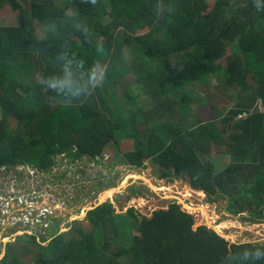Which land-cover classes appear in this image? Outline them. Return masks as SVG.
Listing matches in <instances>:
<instances>
[{
  "label": "trees",
  "instance_id": "1",
  "mask_svg": "<svg viewBox=\"0 0 264 264\" xmlns=\"http://www.w3.org/2000/svg\"><path fill=\"white\" fill-rule=\"evenodd\" d=\"M61 2L32 3L30 22L45 28V42L28 24L4 26L0 21V167L7 171L20 165L45 174L59 155L71 162H100L117 147L122 131L134 140L133 150L116 152L123 165L141 169L149 160L161 178L186 177L209 202L227 198L232 215L249 212L262 219L264 11H257L254 0H215L212 5L209 0ZM8 5L19 7L16 0H0V12ZM77 22L89 27V42L76 31ZM126 52L134 55L132 63L126 62ZM200 52L202 59H197ZM60 55L73 61L77 73L79 60L84 70L100 65L104 84L71 103L46 92L39 81L63 75ZM119 69L126 72L123 78L133 74L134 83L152 93V111L139 106L131 89L118 96L123 79L117 76ZM220 72L228 75L226 85L248 95L249 101L210 124L187 122L193 111L186 87ZM213 149L230 158L221 172L208 159ZM139 193L131 190L133 196ZM127 214L137 234L126 247L110 242L116 215L109 201L86 212L87 226L75 220L47 245L38 243L36 235L16 237L35 243L33 264H264V258H242L245 248L264 250V244H229L207 226L194 227L193 217L178 203L149 217L132 208ZM27 243L22 248L9 244L0 264H26L21 255L31 253Z\"/></svg>",
  "mask_w": 264,
  "mask_h": 264
},
{
  "label": "rangeland",
  "instance_id": "2",
  "mask_svg": "<svg viewBox=\"0 0 264 264\" xmlns=\"http://www.w3.org/2000/svg\"><path fill=\"white\" fill-rule=\"evenodd\" d=\"M35 1L16 0L19 7L6 6L0 12V21L4 26H18L20 22L28 24L34 29L37 39L45 42L48 39L45 28L35 20L30 22L32 3ZM51 1L56 6L62 4L61 0ZM214 1L209 0V3L212 5ZM97 40L100 43L104 42L103 38H97ZM228 53H232V49H229ZM196 57L202 59L201 52ZM133 58L132 53H125L127 63H132ZM175 63H181V61L176 60ZM134 65L139 69V66H136L135 63ZM125 74L126 72L120 69L117 71V76L120 79ZM134 78L133 74H127L122 79L121 91L118 92V96H126L128 90L131 89V94L139 96V106L145 107L144 109L148 113L149 109L151 111L154 109L153 95L148 91H143L141 84L134 83ZM227 79L228 75L225 72H220L210 75L203 83L186 87V94L192 101L189 103V108L193 111V114L186 118L187 122L193 123L198 119L210 124V122L224 117L230 109L247 104L248 95L239 93L231 85H226ZM133 108H137V105H133ZM254 109L252 108V111ZM117 140V147L114 146L115 148L106 152L100 162L85 159L71 162L70 159L59 155L55 159V165L45 174L39 173L31 167L20 165L7 171L4 167H0V202L3 203V209L0 212L6 211L10 215L7 208L12 207L15 210L18 207L14 211V214L18 215V210L23 204H26V209L23 210L25 215L22 216L25 229L34 228L32 231L34 234H38V239H40L37 240L38 243L45 241L42 244L47 245L52 238L56 237L55 234L66 232L72 228L75 220L81 222L82 226H87L83 221L86 212L95 207L98 201L100 203L109 201L113 205L116 215L113 227L114 235L110 242L112 245L126 247L130 244L132 237L137 234L131 227L133 219L127 214L128 209L132 208L139 215L149 217L153 211L166 209L171 202H175L193 217L194 227L207 226L227 240L229 244H264V217L255 220L254 218L257 217L249 212L234 216L228 210L227 198L222 197L217 202L211 203L205 193L191 189L188 178L178 177L173 178L172 181H169L168 178H161L160 170L149 160L146 161L145 168L130 169L123 165L115 155L116 152L123 154L133 150L134 140L128 138L122 131H118ZM208 159L212 161L219 172L230 163L229 156L220 150L213 149ZM133 175L138 178L133 179ZM133 189L139 190L140 193L133 196L131 194ZM108 190H114V192L110 197L100 201V196ZM12 198H17L20 204L16 206L13 201L15 199ZM29 199L31 200L29 201ZM31 202L39 214L45 211L48 214L52 213L49 217L47 214L42 217L41 224L45 223L43 229L35 221L30 222L28 204ZM190 205L196 207L193 209L194 212H189L185 208ZM198 207L205 208L208 216L206 219ZM56 226H58L57 229ZM51 227L53 229L48 231V228ZM8 230L5 228L2 233L3 238L0 236L2 239L0 260L9 253V244H19L21 246L19 248H22L27 243L25 238L20 239L16 237V234L6 237L5 234L8 233ZM27 245L31 253L27 256L21 255V258L26 264H33L36 254L35 243L30 242ZM11 247H17V245ZM22 251L20 249V253ZM125 264H128L127 260H125Z\"/></svg>",
  "mask_w": 264,
  "mask_h": 264
},
{
  "label": "clouds",
  "instance_id": "3",
  "mask_svg": "<svg viewBox=\"0 0 264 264\" xmlns=\"http://www.w3.org/2000/svg\"><path fill=\"white\" fill-rule=\"evenodd\" d=\"M87 2L95 5L97 0H87ZM254 7L257 11H264V3H262V0H254ZM75 29L83 37L84 42H89L90 29L87 24L77 22ZM58 59L65 61L63 75L41 77L39 81L44 86L46 92L51 90L58 96L68 97L70 99L66 102L71 103L73 100L79 99L82 94L87 97L94 89L104 84L106 73L100 65H94L84 70V61L79 60L76 62V68L81 71L77 73L73 70L72 60H66L64 55H60ZM242 258L244 260H260L264 258V250L260 247L245 248L242 253Z\"/></svg>",
  "mask_w": 264,
  "mask_h": 264
},
{
  "label": "built area",
  "instance_id": "4",
  "mask_svg": "<svg viewBox=\"0 0 264 264\" xmlns=\"http://www.w3.org/2000/svg\"><path fill=\"white\" fill-rule=\"evenodd\" d=\"M238 117L241 118L242 116H238ZM12 199H15L13 201L15 202L16 206H18V204H20V201L17 198H12ZM30 200L31 199H29V201ZM2 204L3 203L0 202V210L3 209ZM7 209L9 211L10 215L6 211L0 212V236H2V238H3L2 233L5 231V228L9 229L8 233L5 234V235H7L6 237H10L14 234H16L17 236L24 235V234H30V235H36L39 238L38 234H34V232L32 231L34 228L30 229V230L25 229L24 220L22 219V216L25 215V213H23V210L26 209V204H23L21 206V208L18 210V215L14 214V211L16 209L13 210L12 207H9ZM28 209H29L28 216L30 218V222L33 223L35 221V223H38L40 226H42V229L45 228V223L41 224V219L46 214L49 217V215H51L52 213L48 214V212L45 211V212H42L41 214H39V212L37 210H35L33 202L28 204ZM38 240H40V239H38Z\"/></svg>",
  "mask_w": 264,
  "mask_h": 264
},
{
  "label": "bare ground",
  "instance_id": "5",
  "mask_svg": "<svg viewBox=\"0 0 264 264\" xmlns=\"http://www.w3.org/2000/svg\"><path fill=\"white\" fill-rule=\"evenodd\" d=\"M133 177V179H137L138 177L136 176V175H133L132 176ZM140 177V176H139ZM144 179H146V178H144ZM149 183V182H148ZM124 184V183H123ZM148 185V184H147ZM125 186V185H124ZM121 187V186H120ZM150 187H151V185H150ZM156 188V187H155ZM113 189V188H112ZM119 189V188H118ZM116 190V189H115ZM114 192V190H108V191H106V192H104L101 196H100V201H102V200H104L105 198H108V197H110L111 195H112V193ZM191 206V205H190ZM190 206H187V207H185L189 212H194V208H196V207H193V205L190 207ZM198 210L199 211H202V213L204 214V216H205V219L208 217L207 216V214H206V210H205V208L204 207H198ZM210 224V223H209ZM211 225V224H210ZM217 229V228H216ZM218 231H219V229H218ZM220 232V231H219ZM232 237V236H231Z\"/></svg>",
  "mask_w": 264,
  "mask_h": 264
},
{
  "label": "water",
  "instance_id": "6",
  "mask_svg": "<svg viewBox=\"0 0 264 264\" xmlns=\"http://www.w3.org/2000/svg\"><path fill=\"white\" fill-rule=\"evenodd\" d=\"M191 189H192V188H191ZM192 190H193V189H192ZM194 191H195V190H194ZM197 192H199V191H197ZM203 193H204V192H203ZM104 202H105V201H104ZM104 202H103V203H104ZM100 204H102V203H100V202L98 201V204H97V205H100ZM97 205H96V206H97ZM96 206H95V207H96ZM91 209H92V208H91ZM184 211H185V210H184ZM186 213H187V212H186ZM217 234H218V233H217ZM218 235H219V234H218Z\"/></svg>",
  "mask_w": 264,
  "mask_h": 264
}]
</instances>
